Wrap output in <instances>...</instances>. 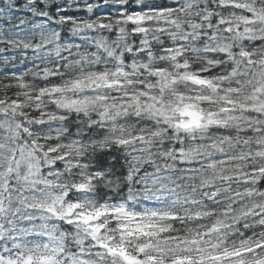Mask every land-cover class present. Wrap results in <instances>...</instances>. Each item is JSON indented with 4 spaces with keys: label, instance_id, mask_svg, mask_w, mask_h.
<instances>
[{
    "label": "snow or ice",
    "instance_id": "snow-or-ice-1",
    "mask_svg": "<svg viewBox=\"0 0 264 264\" xmlns=\"http://www.w3.org/2000/svg\"><path fill=\"white\" fill-rule=\"evenodd\" d=\"M0 264H264V0H0Z\"/></svg>",
    "mask_w": 264,
    "mask_h": 264
}]
</instances>
